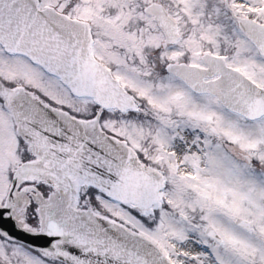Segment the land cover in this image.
<instances>
[{
    "label": "snow or ice",
    "instance_id": "snow-or-ice-1",
    "mask_svg": "<svg viewBox=\"0 0 264 264\" xmlns=\"http://www.w3.org/2000/svg\"><path fill=\"white\" fill-rule=\"evenodd\" d=\"M0 264H264V0H0Z\"/></svg>",
    "mask_w": 264,
    "mask_h": 264
}]
</instances>
